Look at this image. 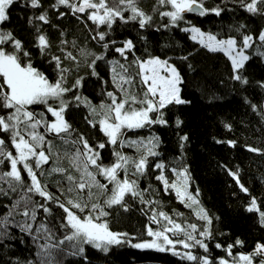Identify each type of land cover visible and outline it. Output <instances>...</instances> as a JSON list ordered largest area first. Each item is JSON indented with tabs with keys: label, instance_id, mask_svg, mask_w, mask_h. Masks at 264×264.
I'll use <instances>...</instances> for the list:
<instances>
[{
	"label": "trees",
	"instance_id": "16d2710c",
	"mask_svg": "<svg viewBox=\"0 0 264 264\" xmlns=\"http://www.w3.org/2000/svg\"><path fill=\"white\" fill-rule=\"evenodd\" d=\"M40 2L42 7L32 8L30 0H16L8 10L9 19L0 24V30L11 32L16 39L21 40L25 50L31 54L33 66L54 82L57 79V72L54 65L48 62L50 57L41 56L36 47V36L39 34L36 32V26H40L41 33L46 34L52 45L50 54L59 56L63 62L62 67L69 69L65 87H71L77 79L83 78L82 87L65 95V99L72 101L65 112V119L74 129L70 139L75 140L82 135L93 147L98 143H106L107 137L100 131L99 124L93 128L87 122L86 117L88 120L93 119L88 107L83 103L76 106L77 102L72 98L74 95L85 97L99 111L101 102H108L105 93L117 91L112 82L110 61L131 64L135 58L144 60L149 57H162L164 53L170 51H177L182 58L186 57L185 55L199 48L198 42L192 39L189 32L182 31L183 28L192 26L200 28L205 33L216 34L218 38L234 36L238 42L242 33L257 37L264 31V16L248 13L240 6L239 0L235 2L204 0L206 8L220 6L226 10L219 17L214 14L201 17L194 13H187L184 21L179 23V27L167 28L163 25L169 24V18H161L159 12L171 10L170 6L160 7L157 0H138L139 7L153 17L151 26L140 29L136 22L123 24L117 21L113 25L110 36L106 37V40L114 39L117 43L110 45L105 52L101 46L103 42L98 43L93 36H96L97 31H107L106 26L98 28L87 19V12L73 15L71 10L64 6L57 11L52 7L56 0H40ZM156 8L159 11H155ZM42 13H47L49 23L45 24L35 19ZM60 13L64 15L61 16ZM128 15L129 13H125V16ZM30 20L32 23H29ZM240 25L246 26L242 33L235 31ZM127 39H131L136 47L134 54H126L127 60H125L114 49L122 47V42ZM62 40L67 43L62 44ZM5 47L9 51L12 50L8 46ZM81 50L105 56L104 60L96 61L95 72L98 75H93L92 68L89 67L94 56H82ZM67 52H71L76 57V61L65 59ZM260 52H264V45L259 40L245 50L249 60L245 62L240 74L248 80V84L243 85L233 80L224 86L226 91L221 93L217 90L213 93L203 88L199 91L196 87H191L192 76L199 71L202 72L204 80L210 81L213 76L202 68L212 63L221 64L219 61L215 63L213 59L205 56L200 57L197 63L184 59L187 72L184 76L185 82L180 86V95L186 103L169 105L163 110L167 125L153 124L143 129L129 131L125 136V139L143 140L145 143L152 137L159 138V146L155 149L159 155L148 158L149 165L146 173L139 177L129 175V179L137 181L140 190H146L144 200H152L155 203L147 205L139 198L127 195L125 197L127 211L119 205L106 208L109 215L104 219L107 220L112 231L127 233V239L131 241V244L151 240L152 237L147 235V227L151 226L153 229L160 227L151 222L153 213L160 211L165 212L182 226L195 224L199 231L206 230L208 226L205 221L199 220L195 208L186 207L174 190L165 191L162 181L156 179L163 174L171 184L172 181H177L179 177L177 173L186 169L189 178L188 191L196 196L200 206L212 218V238L205 239L199 236L198 232L193 233L198 239L208 244V252L199 246L189 250L177 245V250H181L179 252L191 251L198 257L209 256L213 264H219L221 258L231 263L232 257L245 253L251 235L264 244V226L259 223L258 213L246 210L252 198H255L261 211H264V56L259 55ZM136 70L135 66L130 68L133 73ZM50 103L58 107L55 102L50 101ZM32 108L36 112H44L49 121L55 119L46 112L44 105H35ZM8 111L0 108V115H6ZM152 115L155 118L156 114ZM95 119L98 120L100 117L97 116ZM177 119L182 121L179 127L176 126ZM41 132L43 133L44 129ZM3 135L0 134V136ZM185 135L188 140L182 142L180 138ZM47 139L51 140L53 153H58L59 159L57 160L54 155L48 164L43 165L45 176L41 177V182L47 184L48 191L58 197L60 202H66L75 193L67 192L69 185L64 176L72 174L78 177L79 173L71 167L65 151L71 154L75 148L52 134H48ZM79 147L82 148V145ZM250 149H256V151H250ZM9 150L15 155V150L11 148L10 143ZM116 150L131 158H139L142 154L135 148L127 146ZM99 151L105 165H111L115 161L113 148L107 143L106 147ZM156 163H163L165 168L156 169L154 167ZM57 166L68 169V172L63 175L60 173L47 175L52 167ZM172 169L176 171L173 172ZM8 170H10V164L5 161L4 165H0V171ZM231 173H237L239 183ZM22 174L28 182L27 174L23 172ZM37 175H40L39 172ZM120 178H124L123 172L120 173ZM97 179L101 183H107L103 177L97 176ZM240 184L248 189L247 193L241 190ZM3 187L7 189V184ZM108 188L110 194L112 185L109 184ZM93 191L98 190L94 188ZM20 195L21 193L0 195V217L7 216L10 211L13 213L8 235L0 237V264H28L29 261L40 264V257L37 255L40 251L38 244L46 241L40 239L34 243L32 236L22 232L16 226L17 224L31 223L33 235H36V229L41 222L47 225L57 239L63 238L68 233L67 229L61 228L65 216L63 210L39 196L33 195L32 199L38 203H46L51 209V215L44 213L43 209H37L36 220L31 221L30 218L22 215L25 210L23 203L18 209H13ZM103 201V196H100L99 200H93L101 204ZM32 207L33 205H28L30 211ZM160 219L161 223H167ZM174 238L183 239L184 237ZM237 239L243 241L242 246L236 245ZM131 244L111 246L107 253L85 246L86 260L83 257H64L63 254L55 252L54 255L57 260L62 261V264H196L173 255L172 251L138 249ZM216 244H220L221 247L217 248ZM229 245H233L231 257L226 251Z\"/></svg>",
	"mask_w": 264,
	"mask_h": 264
},
{
	"label": "snow or ice",
	"instance_id": "6c2138e0",
	"mask_svg": "<svg viewBox=\"0 0 264 264\" xmlns=\"http://www.w3.org/2000/svg\"><path fill=\"white\" fill-rule=\"evenodd\" d=\"M15 2L16 0H0V24L9 19L8 10ZM157 4L160 7L167 5L171 8L169 11L159 12L161 18H169V24L163 25L165 28L179 27V23L184 21L187 13H194L201 17L214 14L219 17L226 10L220 6L206 8L204 0H157ZM239 4L248 13L264 16V0H239ZM30 6L32 8L42 7L40 0H30ZM61 6L70 9L73 15L87 12V19L98 28L106 26L107 31H97L96 36H93V39L98 43L103 42L101 46L105 52L110 45L117 43L114 39L106 40L117 21L123 24L136 22L140 29H145L151 26L153 19L139 7L138 0H56V3L52 5L57 11ZM154 10L159 11L158 8ZM125 13H129V15L125 16ZM60 15L63 16L64 13H60ZM35 19L45 24L49 23L47 13H42ZM29 23H32V20ZM245 27V25H240L235 31L242 33ZM182 31L190 32L192 39L198 40L207 50L224 53L232 64L234 73L232 79L243 85L248 84V80L240 74L245 62L249 60L245 50L251 48L256 40L264 45V31L257 37L242 33L239 42L234 36L218 38L216 34L205 33L195 26L183 28ZM36 32L39 33L36 36V47L41 56L50 57L48 62L54 65L57 72V79L54 82L33 66L31 54L25 50L21 40L16 39L11 32L0 30V108L9 110L6 115H0V134H4L0 136V165H4L5 161L10 164V170L0 171V195L9 196L10 193H21L20 199L13 205V209H18L23 203L25 210L22 215L30 218L31 221L36 220L37 209H43L47 215L52 214L46 203L34 201L33 195L39 196L46 202L54 203L63 210L65 216L61 228L67 229L68 233L61 239H57L43 222L36 229V235H33L31 223L25 222L16 225L22 232L32 236L34 243L40 239L46 241L43 244H38L40 251L37 255L40 257V264H62L61 260L56 259L54 252L63 254L64 257H83L86 260L85 246H91L107 253L111 246L131 244V241L127 239V233L114 232L110 229L107 220L104 219L109 215L105 209L119 205L127 211L125 203L127 195L139 198L142 203L147 205L155 203L152 200H144L146 190H140L137 181L129 179V175L139 177L146 173L149 165L148 158L159 155L155 151L159 146V138L152 137L145 143L143 140L125 139L126 133L153 124L167 125L163 110L169 105H181L186 101L180 95L183 78L178 69L167 59L149 57L141 60L135 58L131 64L110 61L112 82L117 91L105 93L108 102H101L99 111L85 97L74 95L72 98L77 102L76 106L83 103L88 107L93 119L88 120L86 117L87 122L93 128L99 124L100 131L107 137V145L113 148L115 161L111 165H105L99 150L104 149L106 143H98L93 147L82 135L75 140L70 139L74 129L65 119V112L72 101L65 99V95L82 87L83 78L77 79L71 87H65L69 69L62 67L63 62L59 56L50 54L49 50L52 45L46 34L41 33L40 26H36ZM61 43L66 44L67 41L62 40ZM122 43V47H116L114 50L127 60L126 54H134L136 46L131 39ZM5 46L12 50H7ZM73 46L75 47V42H73ZM81 55L94 56L89 67L92 68L93 75H98L95 72L96 61L104 60L105 56L103 54L95 55L85 50H81ZM259 55L264 56V52H260ZM65 59L76 61V57L71 52L65 54ZM183 59H187V57H183ZM133 66L137 69L135 73L130 71ZM50 101L58 104V107L53 106ZM35 105L46 106V112L55 119L49 121L44 112H36L32 108ZM153 113L156 114L155 118H153ZM97 116L100 119H95ZM181 124L182 121L177 119L176 126L179 127ZM41 127L44 129L43 133L39 131ZM48 134L60 138L64 143L71 144L75 148L71 154L65 151V156L69 158L71 167L79 173L78 177L72 174L64 176L69 185L67 192L75 193L66 202H60L58 197L48 191L47 184L41 182V177L45 176L43 165L48 164L54 155L57 160L59 159V154L53 153L52 142L47 139ZM180 139L183 142L187 141L188 137L185 135ZM9 143L15 150V155L13 151L9 150ZM81 145L82 148L79 147ZM125 146L135 148L142 154L139 155V158H131L116 150ZM250 151H256V149H250ZM154 167L163 170L165 165L156 163ZM172 171L175 172L176 169H172ZM22 172L27 174L28 182L25 181ZM37 172H39V176ZM66 172L68 169L57 166L52 167L47 175L50 176L53 173L63 175ZM121 172L124 173L123 179L120 178ZM177 174L180 180L171 184L163 174L157 176L156 179L162 181L165 191L174 190L181 203H184L186 207L197 206L195 209L197 217L205 221L208 227L204 231H199L195 224L185 227L176 223L163 211L154 212L151 216L152 223L160 225V218L167 223L162 225L159 230L148 226L147 235L153 239L131 244V246L138 249H155L161 252L172 251L173 255L196 262V264H213L209 256L198 257L191 251L181 253L177 250V245L189 250L199 246L208 252V244L204 240L198 239L193 233L198 232L199 236L205 239L212 238V218L200 206L196 196L188 191L187 170ZM231 175L239 183L237 173H231ZM97 176L103 177L107 183H101ZM4 184H7V189L3 187ZM109 184L112 185L110 194ZM94 188L98 191L94 192ZM240 188L245 193L248 192L243 184H240ZM100 196L104 197L102 204L93 202V200H99ZM29 204L33 205L31 211L28 209ZM246 210L258 213L259 223L264 226V211H261L255 198H252L250 206ZM12 217L11 211L7 216L0 217V237L8 235ZM180 236L184 238H174ZM235 243L243 245V241L239 239ZM216 247L220 248L221 245L216 244ZM232 247L233 245H229L226 249L230 257L232 256ZM254 256L264 257V244H257L252 254H240L238 257H232L231 264H253ZM28 264H33V262L29 261ZM219 264H230V262L221 258ZM260 264H264V259Z\"/></svg>",
	"mask_w": 264,
	"mask_h": 264
},
{
	"label": "rangeland",
	"instance_id": "374dc122",
	"mask_svg": "<svg viewBox=\"0 0 264 264\" xmlns=\"http://www.w3.org/2000/svg\"><path fill=\"white\" fill-rule=\"evenodd\" d=\"M189 35L192 34L189 32ZM198 42V40H195ZM199 48L188 53L187 55H185L187 57L188 60H190V62L192 63H197V60H200V57H208L210 59H213V61L216 63V61H219L221 64L217 63L215 64H210L208 66H210V68L204 67L202 69H204V71L211 73V75L213 77H211L210 81L204 80L202 78V72H196L195 76H192V84L191 87L198 89L199 91L205 89V90H209V91H213V93H216V90L219 91L221 93V91H226L224 86H227L229 82H232L234 79H232L233 77V68H232V64L230 59L222 52H211L209 50H207L205 47H203L199 42H198ZM160 59H167L169 61V63L173 64L178 71L180 72L181 77L183 78V82H185V75L187 72V67H185L186 65L184 64V59L179 55V53L177 51H170V52H166L162 55V57H159ZM215 59V60H214ZM199 62V61H198ZM221 65V66H219ZM205 66V64H204ZM224 68H223V67ZM226 67V68H225ZM211 83V84H210ZM216 83V85H215ZM222 84V85H221ZM181 86V85H180ZM203 94V93H202ZM204 98H206V96L203 94ZM209 97V96H208ZM43 129V127H41L39 129V131H41ZM141 155V154H140ZM180 180V177H178L177 181L174 180L172 181V183L178 182ZM195 209L197 206H193ZM201 220V219H199ZM203 221V220H201ZM166 223H161L159 228H155L154 230H159L161 228L162 225H164ZM171 235V234H170ZM177 238V237H176ZM153 239V238H150ZM249 242L248 243V247L245 250L244 254H252L255 250V247L257 244H261V242H259V240L254 237L253 235H251L249 237ZM178 251H181L180 249ZM264 259V257L262 256H254L253 258V264H260L261 260ZM231 264V263H230Z\"/></svg>",
	"mask_w": 264,
	"mask_h": 264
}]
</instances>
